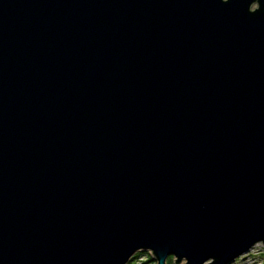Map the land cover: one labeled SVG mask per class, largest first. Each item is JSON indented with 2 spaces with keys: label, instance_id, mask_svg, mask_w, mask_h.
Listing matches in <instances>:
<instances>
[{
  "label": "water",
  "instance_id": "obj_1",
  "mask_svg": "<svg viewBox=\"0 0 264 264\" xmlns=\"http://www.w3.org/2000/svg\"><path fill=\"white\" fill-rule=\"evenodd\" d=\"M258 243L264 0H0V264Z\"/></svg>",
  "mask_w": 264,
  "mask_h": 264
},
{
  "label": "rangeland",
  "instance_id": "obj_2",
  "mask_svg": "<svg viewBox=\"0 0 264 264\" xmlns=\"http://www.w3.org/2000/svg\"><path fill=\"white\" fill-rule=\"evenodd\" d=\"M151 257L149 251H142L140 254L135 253V257H132L133 259H130L128 264H153L152 261H149ZM262 262H264V244L258 243L230 264H262ZM166 264H168L167 260ZM172 264H175L173 258Z\"/></svg>",
  "mask_w": 264,
  "mask_h": 264
},
{
  "label": "trees",
  "instance_id": "obj_3",
  "mask_svg": "<svg viewBox=\"0 0 264 264\" xmlns=\"http://www.w3.org/2000/svg\"><path fill=\"white\" fill-rule=\"evenodd\" d=\"M142 251H139V252H137L136 254H140ZM135 257V254L133 255V258ZM133 258H131V259H133ZM149 261H152L153 262V264H155L154 262V260L152 259V258H149ZM167 263L168 264H172V256H169L168 258H167ZM262 264H264V262H262Z\"/></svg>",
  "mask_w": 264,
  "mask_h": 264
}]
</instances>
